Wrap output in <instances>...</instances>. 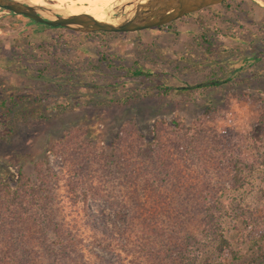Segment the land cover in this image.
Segmentation results:
<instances>
[{"label":"rangeland","instance_id":"374dc122","mask_svg":"<svg viewBox=\"0 0 264 264\" xmlns=\"http://www.w3.org/2000/svg\"><path fill=\"white\" fill-rule=\"evenodd\" d=\"M260 4L88 35L0 8L12 264H264Z\"/></svg>","mask_w":264,"mask_h":264},{"label":"water","instance_id":"95a60500","mask_svg":"<svg viewBox=\"0 0 264 264\" xmlns=\"http://www.w3.org/2000/svg\"><path fill=\"white\" fill-rule=\"evenodd\" d=\"M223 1L225 0H127L108 12L104 20L87 13L64 14L60 9L20 0H0V8L50 27H64L80 33H123L160 27Z\"/></svg>","mask_w":264,"mask_h":264},{"label":"bare ground","instance_id":"6f19581e","mask_svg":"<svg viewBox=\"0 0 264 264\" xmlns=\"http://www.w3.org/2000/svg\"><path fill=\"white\" fill-rule=\"evenodd\" d=\"M33 5L60 9L64 14L87 13L104 20L108 12L127 0H20Z\"/></svg>","mask_w":264,"mask_h":264},{"label":"trees","instance_id":"16d2710c","mask_svg":"<svg viewBox=\"0 0 264 264\" xmlns=\"http://www.w3.org/2000/svg\"><path fill=\"white\" fill-rule=\"evenodd\" d=\"M228 0H225V1H223V2H221V3H218V4H222V3H226ZM209 7V6H208ZM205 8H207V7H205ZM174 22V21H173ZM172 22H169V23H167L168 25L169 24H171ZM166 25V24H165ZM164 26V25H163ZM161 27V26H160ZM108 33H110V32H91V33H81V34H108ZM123 33H125V32H123ZM200 40H201V42L205 45V50H209L210 48V45L212 44V41H211V39L209 38V36H207L206 34H204V35H202L201 37H200ZM135 73L137 74V75H140V74H142L143 73V71L141 70V69H136L135 70ZM256 76H258V77H261L262 79H263V82H264V74L263 75H256ZM232 75H231V77H230V79H232ZM247 78H249L248 80H251L252 79V77H247ZM221 80H223V79H221ZM229 80V79H228ZM243 81L245 80V78L244 79H242ZM247 80V79H246ZM227 81V80H226ZM226 81H222L223 83L224 82H226ZM213 83L212 84H214V85H217V84H221V82H219V81H212ZM199 86V85H198ZM184 89H186L185 87L184 88H179V90H184ZM32 114V113H31ZM42 115V114H41ZM41 115H39V116H41ZM6 124V126L3 128V132H4V138H7V137H10L11 135H12V131H13V123L12 122H10V123H5ZM6 250H4V249H0V264H12V260H15V257H13L14 255H13V253L11 252V251H9V250H7V251H9L8 252V255L6 254V252H5ZM26 251H22L21 252V254L23 255V257H25L26 256ZM28 256H26L25 258H27ZM19 264V263H18ZM21 264V263H20Z\"/></svg>","mask_w":264,"mask_h":264},{"label":"crops","instance_id":"0c3cea01","mask_svg":"<svg viewBox=\"0 0 264 264\" xmlns=\"http://www.w3.org/2000/svg\"><path fill=\"white\" fill-rule=\"evenodd\" d=\"M262 7H264V4H260ZM191 14V13H190ZM241 42V41H240ZM241 44H243L242 42H241Z\"/></svg>","mask_w":264,"mask_h":264}]
</instances>
